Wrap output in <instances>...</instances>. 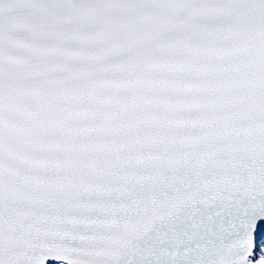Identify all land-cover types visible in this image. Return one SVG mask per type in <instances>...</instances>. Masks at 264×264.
<instances>
[{
	"label": "snow or ice",
	"instance_id": "snow-or-ice-1",
	"mask_svg": "<svg viewBox=\"0 0 264 264\" xmlns=\"http://www.w3.org/2000/svg\"><path fill=\"white\" fill-rule=\"evenodd\" d=\"M0 264H264V0H0Z\"/></svg>",
	"mask_w": 264,
	"mask_h": 264
}]
</instances>
